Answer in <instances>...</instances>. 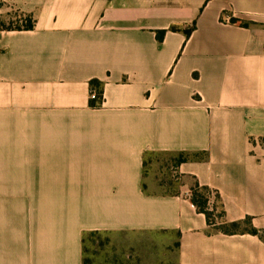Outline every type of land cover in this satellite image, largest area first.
<instances>
[{
  "label": "crops",
  "instance_id": "crops-1",
  "mask_svg": "<svg viewBox=\"0 0 264 264\" xmlns=\"http://www.w3.org/2000/svg\"><path fill=\"white\" fill-rule=\"evenodd\" d=\"M196 183L264 232V0H0V264H85L91 233L128 238L113 263L264 264Z\"/></svg>",
  "mask_w": 264,
  "mask_h": 264
},
{
  "label": "trees",
  "instance_id": "trees-1",
  "mask_svg": "<svg viewBox=\"0 0 264 264\" xmlns=\"http://www.w3.org/2000/svg\"><path fill=\"white\" fill-rule=\"evenodd\" d=\"M234 23L238 21L232 19ZM242 26H248L247 23L240 22ZM6 29L8 30H31L33 29V22L28 19L26 25L21 28L20 26H13L12 24L8 26ZM172 31H180L181 29L178 27H172ZM187 35H189L190 31H184ZM165 36V31H160L157 33V39L162 41ZM91 91H96L97 100H91V105L96 106L97 102L102 100L103 96V83L98 80L90 81ZM214 193L208 187H201L198 183L194 185L191 193V202L197 208L200 213L205 214L207 218V222L210 226L215 227L218 231H221L226 234H235L240 232H249L254 235H259L264 239V232H261L251 226V219L247 218L240 222L226 223L220 224V220L224 216V211L222 209V205L220 203V198L218 194H215V199L212 203H210L211 194Z\"/></svg>",
  "mask_w": 264,
  "mask_h": 264
},
{
  "label": "rangeland",
  "instance_id": "rangeland-1",
  "mask_svg": "<svg viewBox=\"0 0 264 264\" xmlns=\"http://www.w3.org/2000/svg\"><path fill=\"white\" fill-rule=\"evenodd\" d=\"M165 156H157L148 159V162H165ZM146 164L145 176L146 184L151 181L153 172L151 169V163ZM30 200L31 198H11L13 208L18 211L20 206V200ZM128 240L125 235L105 234V233H91L85 237V264H119L109 261H104L107 257L111 258L113 255H119V250L122 242ZM151 253L143 254L148 261L140 259L137 264H177L176 262V250L172 247L171 252L158 253L150 251ZM162 256L164 259L162 262L156 261V259ZM126 264V263H123ZM133 264H136L135 262Z\"/></svg>",
  "mask_w": 264,
  "mask_h": 264
},
{
  "label": "built area",
  "instance_id": "built-area-1",
  "mask_svg": "<svg viewBox=\"0 0 264 264\" xmlns=\"http://www.w3.org/2000/svg\"><path fill=\"white\" fill-rule=\"evenodd\" d=\"M90 98H91V100H97V93H96V91H91V94H90ZM212 199H213V196L212 197H210V203H212Z\"/></svg>",
  "mask_w": 264,
  "mask_h": 264
}]
</instances>
